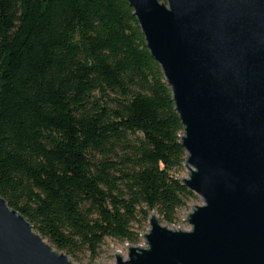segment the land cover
Masks as SVG:
<instances>
[{
	"label": "trees",
	"instance_id": "obj_1",
	"mask_svg": "<svg viewBox=\"0 0 264 264\" xmlns=\"http://www.w3.org/2000/svg\"><path fill=\"white\" fill-rule=\"evenodd\" d=\"M182 135L127 0H0V197L58 252L174 225Z\"/></svg>",
	"mask_w": 264,
	"mask_h": 264
},
{
	"label": "water",
	"instance_id": "obj_2",
	"mask_svg": "<svg viewBox=\"0 0 264 264\" xmlns=\"http://www.w3.org/2000/svg\"><path fill=\"white\" fill-rule=\"evenodd\" d=\"M171 89L203 201L189 231L152 213L115 264H264V0H127ZM194 207V206H193ZM0 264H74L0 197Z\"/></svg>",
	"mask_w": 264,
	"mask_h": 264
},
{
	"label": "rangeland",
	"instance_id": "obj_3",
	"mask_svg": "<svg viewBox=\"0 0 264 264\" xmlns=\"http://www.w3.org/2000/svg\"><path fill=\"white\" fill-rule=\"evenodd\" d=\"M176 175L177 177L179 176L180 178L187 179L190 175V172L183 164L182 168L177 171ZM202 205H203V201L201 200L200 197L197 196L195 200L189 202L188 209L181 210L178 212L177 221L174 225H168L159 220L160 224L163 227H167L172 230L189 231L191 227L189 223L186 221V219L188 218L187 214H190L196 206H202ZM133 228L139 233V240H138L137 245L135 246L146 247L147 245H146L145 238L142 237L141 235L143 233H148L149 228H150L149 219L146 221L140 222L139 224H134ZM44 241L48 243L46 240ZM49 245L53 248V250H56L51 244ZM127 245L129 247L134 246L128 243H120L116 240L106 239L104 243L101 245L100 250L98 252V256L95 259H92L90 257V253L87 251L79 253L75 257H72V256H68V257L74 264H115L116 256L112 252V249H114L115 252L121 253V255L124 258H126L127 253H128Z\"/></svg>",
	"mask_w": 264,
	"mask_h": 264
}]
</instances>
